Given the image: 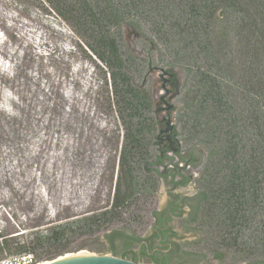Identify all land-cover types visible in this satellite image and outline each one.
Returning a JSON list of instances; mask_svg holds the SVG:
<instances>
[{
	"label": "trees",
	"instance_id": "trees-1",
	"mask_svg": "<svg viewBox=\"0 0 264 264\" xmlns=\"http://www.w3.org/2000/svg\"><path fill=\"white\" fill-rule=\"evenodd\" d=\"M44 1L74 29L85 49L104 65L111 92L120 106L119 119L127 124L110 208L100 218L94 216L90 224L103 230L142 186L132 161L141 154L144 159L148 154L146 138L155 131L140 119L143 111L151 108V102L146 93L131 83L127 59L120 51L118 39L125 25L138 32L147 27L158 42V52V44L162 45L164 53L160 54L167 64L182 70V129L186 140L196 141L204 148V162L194 182L196 191L181 199L180 206L188 210L185 213L175 206L171 216L182 219L186 215L183 230L195 237L193 244L201 248V259L211 255L221 262L230 259L231 264H264V0ZM0 5V28L6 27V33L24 53L20 64L9 66L14 81L25 57L30 59L33 50L42 48L43 35H38L33 23L23 22L12 14L9 4L0 0ZM14 53L15 49L5 41L0 42V57L6 60ZM36 56L41 60L40 53ZM27 62L25 65L30 68ZM32 71H37L39 76L27 73L22 87L16 89L3 85V78L9 72L0 74V98L10 106L1 109L2 114L14 118L12 110L25 106L29 108L33 126L39 128L45 122L43 111L52 89L63 90L64 102L71 111L84 113L86 103L76 97L71 87L85 83L80 71L68 70L64 79L57 82L55 74L41 71L40 65ZM42 77L47 78L48 92L41 83ZM88 84L86 81L87 88ZM8 90L15 95L22 94L27 102L18 103L6 94ZM33 138L37 145L53 142L50 135L44 137L39 131ZM58 142L62 143L60 136L54 141ZM187 153L191 155L190 151ZM164 162L158 155L155 157L156 168L152 171L156 175L148 185L153 191L157 190L159 180L167 176L172 179L169 184L173 189L191 183L184 175L178 174L180 180H174L176 174L161 172L159 167ZM163 214V211L153 212V222H163ZM59 237V233L53 232L48 239L55 249L51 246L53 249L47 251V258L55 259L63 254L64 249L58 250L55 246ZM179 238L180 242L182 238ZM114 239H120L128 250L119 254L112 248L114 255L138 260L137 252L129 249L138 245L140 237L112 231L110 240ZM41 242L36 239L29 250ZM10 247L8 241L2 240L0 253ZM26 249L17 246L16 252ZM179 252L180 243H177L173 256Z\"/></svg>",
	"mask_w": 264,
	"mask_h": 264
},
{
	"label": "rangeland",
	"instance_id": "rangeland-1",
	"mask_svg": "<svg viewBox=\"0 0 264 264\" xmlns=\"http://www.w3.org/2000/svg\"><path fill=\"white\" fill-rule=\"evenodd\" d=\"M2 1L9 4L10 12L18 15L21 21L33 23L38 35H43L44 42L41 49L33 50L30 59L25 57L18 79L12 81L13 74L9 72V66L20 64L24 53L6 33V27L0 28V42L5 41L15 49L14 55L9 59L0 57V74L9 72L3 78V85H11L14 89L22 87L21 83L27 73L39 76L37 71H32L38 65L41 71L55 74V82L63 80L68 70L80 71L85 83L71 87L76 97L86 103V107L82 109V114L71 111L64 102L63 90L52 89L47 108L43 111L45 122L36 128L29 108L25 106L12 110L14 118L2 114L1 109H9L10 106L0 98V242L6 240L11 245L8 250L0 253V259L18 254L17 246H24L27 248L25 252L31 251L40 262L53 260L47 258V251L55 249L51 245L52 240H48L53 232L60 235L59 243L55 244L58 250L64 249L60 256L79 252L110 254L112 248L119 254L128 251L124 249L120 239H114L113 242L110 240L111 232L146 237L153 223V212L165 209L171 193L182 197L194 195L198 169H192L194 180L184 188L170 191L169 182L162 178L157 190L153 191L148 185L155 179L156 174L151 165L158 151L157 145L152 142L153 138L150 139L153 134L148 135L147 157L142 159L141 154L139 159L132 161L142 185L139 187L140 192H136L132 200L119 211L116 219L106 223L103 230L91 225L94 216L98 219L102 212L110 208L115 180L119 175V154L126 137L127 124L119 119L120 106L111 92L107 71L85 49L74 29L44 0ZM157 43L149 28L143 27L138 32L129 25L121 28L118 39L120 51L127 59L131 83L149 95L151 108L143 111L140 120L153 126L154 134L157 133V121L164 113L157 112L158 102L155 96L161 93V83L158 74L150 68L171 67L180 83L184 81L181 68L167 64V60L160 54L164 53L162 45L158 44V52ZM38 53L42 55L41 60L36 56ZM27 61L31 64L30 68L25 65ZM41 81L45 86L47 78L42 77ZM86 81L89 83L88 88ZM44 89L49 91L47 85ZM6 94L18 103L21 100L27 102L22 94L15 95L10 90ZM180 101L181 98H176L171 102L174 108L170 112L176 125L180 150L192 151L193 157L203 163L204 148L196 141L186 140V132L181 123L183 111ZM37 131L44 137L50 135L53 142L35 144L33 137ZM58 136L62 143L55 144ZM168 154L172 156L171 152ZM166 163L169 168L170 164L173 166L174 160ZM162 168L163 166L159 167V170L164 172ZM185 217L186 215L183 216ZM183 218H174L171 223L182 239L179 242L180 252L172 258L170 264H231L230 259L221 262L211 255L201 259V248L193 244L195 237L183 230ZM36 239L42 241L40 246L29 250L33 248ZM129 250L136 252L137 246Z\"/></svg>",
	"mask_w": 264,
	"mask_h": 264
},
{
	"label": "flooded vegetation",
	"instance_id": "flooded-vegetation-1",
	"mask_svg": "<svg viewBox=\"0 0 264 264\" xmlns=\"http://www.w3.org/2000/svg\"><path fill=\"white\" fill-rule=\"evenodd\" d=\"M150 70H152V72L155 71L158 74V78L161 83V93L159 92L156 94L155 99L158 102L157 112L164 113V115L157 121V133L153 135L152 139V142L157 145L159 158L164 159L165 161L163 166L164 172H161L166 175H171L172 173L176 174V178L174 180H180V176H178V174H181L188 177L191 182L194 180L192 177V169H198L199 173L202 167V162H200L198 158L193 157L192 153L188 156L186 151L180 150L176 125H174L170 114L174 108L171 102L174 99L181 97L183 92V83H180L176 74L172 72L171 67L154 66L151 67ZM139 89L142 90L141 88ZM142 91L147 94L146 91ZM147 96L149 98L148 94ZM166 152L167 154L165 155ZM169 152L172 153V156L168 154ZM171 160H174V164L173 166L170 164V167L168 168L166 162ZM151 166L152 168H156L155 164H152ZM165 180L170 183L172 179L170 176H167ZM180 188L184 187H178L175 189L171 187L170 191H175ZM181 199L182 196L179 194H170L168 204L163 210V222L160 223L162 226L153 222L150 226L149 234L146 237L141 238L138 243L136 250L138 259L145 261L146 264H165L166 262L167 264H170L172 258L174 257V247L177 243H179L180 236L171 226L172 221L176 218L171 216V213L172 210L176 208L175 206H179L180 210H184L186 212V208H182L180 206ZM172 232H176L177 235L173 236ZM110 254L114 255L112 252ZM114 256L119 257L118 255Z\"/></svg>",
	"mask_w": 264,
	"mask_h": 264
},
{
	"label": "water",
	"instance_id": "water-1",
	"mask_svg": "<svg viewBox=\"0 0 264 264\" xmlns=\"http://www.w3.org/2000/svg\"><path fill=\"white\" fill-rule=\"evenodd\" d=\"M39 264H145L138 259L136 262L116 257L112 254H93L86 252L65 254L53 260Z\"/></svg>",
	"mask_w": 264,
	"mask_h": 264
},
{
	"label": "built area",
	"instance_id": "built-area-1",
	"mask_svg": "<svg viewBox=\"0 0 264 264\" xmlns=\"http://www.w3.org/2000/svg\"><path fill=\"white\" fill-rule=\"evenodd\" d=\"M46 262V261H45ZM40 262L31 251L18 253L8 258L0 259V264H39Z\"/></svg>",
	"mask_w": 264,
	"mask_h": 264
}]
</instances>
